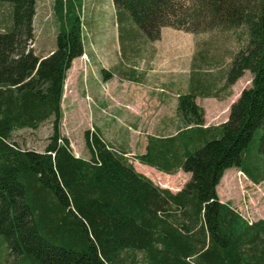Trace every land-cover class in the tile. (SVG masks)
Segmentation results:
<instances>
[{"label": "trees", "instance_id": "trees-1", "mask_svg": "<svg viewBox=\"0 0 264 264\" xmlns=\"http://www.w3.org/2000/svg\"><path fill=\"white\" fill-rule=\"evenodd\" d=\"M111 1L117 19L128 16L148 41L164 27L193 35L245 29L222 90L245 72L250 87L226 122L206 129L196 95L178 96L180 127L196 135L149 137L136 157L166 174L189 173L173 194L137 173L96 130L83 133L87 159L60 133L66 72L84 54L82 0H53L56 46L45 58L28 47L36 0H0L10 9L0 32V250L8 264H264V219L249 224L215 190L232 168L254 184L264 181V0ZM195 71V82L222 77ZM49 119L43 153L11 140Z\"/></svg>", "mask_w": 264, "mask_h": 264}, {"label": "rangeland", "instance_id": "rangeland-1", "mask_svg": "<svg viewBox=\"0 0 264 264\" xmlns=\"http://www.w3.org/2000/svg\"><path fill=\"white\" fill-rule=\"evenodd\" d=\"M82 4L84 54L74 59L66 72L60 104V133L80 158L89 157L83 133L92 130L93 115H111L106 117L110 118L106 121L110 129L121 123L120 113H125L121 102L132 104L136 100L143 112L139 136L157 132L158 126L175 119L171 102L184 82L194 84L198 76L195 69L206 70V78L222 76L228 71L232 55L247 41L245 29L193 35L170 27L161 29L159 40L148 41L128 16L117 19L111 0H82ZM9 13V7H0V32L10 25ZM32 24L33 40L28 47L42 58L56 46L53 0H36ZM250 82L251 75L245 72L233 92L238 90L240 95ZM155 103L159 104L157 111ZM228 113L229 107L223 108L218 122H223ZM51 123L49 119L35 130H16L11 140L21 149L43 153L52 134ZM159 183L164 184L162 180ZM215 190L220 202L229 204L244 219H264V182L254 184L232 168L224 172ZM0 251V264H8L6 251Z\"/></svg>", "mask_w": 264, "mask_h": 264}, {"label": "crops", "instance_id": "crops-1", "mask_svg": "<svg viewBox=\"0 0 264 264\" xmlns=\"http://www.w3.org/2000/svg\"><path fill=\"white\" fill-rule=\"evenodd\" d=\"M50 54L51 52L42 58H45ZM224 81V76H222L218 81L207 82L199 80L194 82L192 86L191 84L189 85L184 82L183 86H181L178 92L175 93V99H173L171 102L172 108L174 109L175 119L164 126H158L157 132L154 131L153 133H144L143 138L139 136V130L141 127L139 121L141 120L143 112L140 108L139 103L136 100L132 104H126V102H121V107H123L125 111V113H120L122 115L120 116L121 123L117 125L114 124V126H112L110 129L106 122L110 118L106 117H111V115L108 114V116H106V114L104 113L102 116H99L98 113V118L93 115L92 117L94 118V121L92 123V130H96L102 136L103 140L107 142L110 146L120 152L125 153L126 157L128 158V161L133 165L137 173H140L146 178H148L154 185L163 189H167L171 193L175 194L179 192L184 187V185L190 180L191 175L189 173H184L182 170L179 169L174 173L166 174L151 166L140 164L136 160V157L145 153L149 137H178L182 134L191 137L192 135H196L197 131L195 130L181 128L180 123L176 118L177 98L179 95L187 93H193L196 95L195 103L204 111L205 121L204 125L202 126L203 129L209 127H217L226 122L229 113L225 116L223 122H218V120H220L221 111L223 110V108L227 107H229L230 110L231 105L238 99L239 95L238 90L236 92H233L235 84L233 85L232 90L231 87L229 89L222 90ZM234 97L237 99H235ZM158 109L159 104L155 103V110L157 111ZM96 119L99 121L98 123H95ZM112 119H116L115 116H113ZM205 135L206 140H209L211 139V137H213L209 133ZM82 158L86 159L85 157ZM162 175H165L166 177L162 178ZM159 180H162L164 184H160Z\"/></svg>", "mask_w": 264, "mask_h": 264}, {"label": "built area", "instance_id": "built-area-1", "mask_svg": "<svg viewBox=\"0 0 264 264\" xmlns=\"http://www.w3.org/2000/svg\"><path fill=\"white\" fill-rule=\"evenodd\" d=\"M246 220V219H245ZM249 224H251L252 222L251 221H248V220H246Z\"/></svg>", "mask_w": 264, "mask_h": 264}]
</instances>
